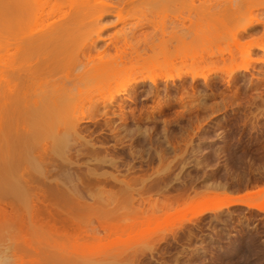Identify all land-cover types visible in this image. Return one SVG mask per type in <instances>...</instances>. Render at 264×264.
Returning a JSON list of instances; mask_svg holds the SVG:
<instances>
[{
	"label": "rangeland",
	"instance_id": "obj_1",
	"mask_svg": "<svg viewBox=\"0 0 264 264\" xmlns=\"http://www.w3.org/2000/svg\"><path fill=\"white\" fill-rule=\"evenodd\" d=\"M112 1L117 0H91V6L86 7L83 0H59L57 7L62 8V12H56L66 17H73L79 10L87 13L82 19L84 25L77 26L78 32L64 39L66 54L73 53L87 41L93 28L86 30L85 24L100 20L92 34L100 35L99 51L118 38L122 45L125 33L130 42L127 52L137 50L142 57L141 63L153 60L144 70L122 74L110 86L114 95L117 89L139 75L164 74L169 69L164 65L165 58L174 53L187 52L189 60L187 67L179 66V70H171V74L191 72L200 77L206 75L209 79L207 82L202 77L176 80V85L182 88L168 81L173 93L184 100L182 103L173 100L175 107L161 116L157 114L156 121L140 120L142 129H149L151 139L138 144L135 143L136 134L129 136L121 130L114 138L112 133L106 129L101 131L95 123H83L80 131L95 149L92 151L89 147V150L80 151V156L75 152L70 156L74 163L71 172L83 190L80 195H75L77 204L71 203L70 209L77 214L85 229L97 227L99 223L127 228L139 217L140 211L151 214L152 209L164 207L168 210L165 209L164 215L160 213L157 221L152 220L148 226L99 242L81 244H72L56 236L54 240L58 241L53 243L51 238L48 242L51 231L47 227L34 225L27 219L28 227L19 229L18 220L0 212V264L4 257L10 258V264L109 262L118 257V261L124 264H264V0H133L124 6L126 10L121 20L108 15L111 9L100 10V2ZM2 6L0 0V13ZM54 13H47L43 23L38 25L43 24L40 27L30 25L31 28L26 30L37 31L62 19L61 15ZM9 16L7 23H13ZM7 23L6 26L10 22ZM182 24L190 28L186 36L181 34ZM4 28L7 29L0 14V82L4 59L18 66L27 58L14 49L10 56L4 57L1 40ZM19 28L15 25L17 33ZM254 45L261 46V49L249 50ZM99 51L93 52L94 58L103 56L108 62L118 60L120 55L112 45L104 55H99ZM249 63L248 70H236ZM163 81H160L162 92ZM189 84L193 86L189 87ZM120 98H125V94ZM141 99L137 105H131L137 113L143 105L142 109L151 110L153 102ZM16 100L7 102L10 108L17 104ZM101 100L96 98L92 103L75 105L69 111L89 114L94 104ZM100 108L102 113L101 105ZM55 117L51 120L44 118L48 122L42 125L60 122V117ZM63 117L66 120V114ZM2 118L0 189L4 178L2 159L7 149L10 154L19 153L18 157L25 161L27 156L23 148L54 142L52 132L37 122V115L28 114L20 120L29 134L23 146L7 124L9 120L14 123L17 120L9 116ZM164 120L168 122L166 126ZM103 122L101 119L100 125ZM128 123L129 129L135 128L131 117ZM114 124L119 128L120 120L115 118ZM82 144L78 141L77 149H81ZM132 146L135 150H142V158L131 157ZM156 152L161 154L160 159ZM147 158L154 159L143 162ZM112 161L115 164L112 165ZM32 162V159L25 161V167L32 168ZM131 166L134 168L128 172ZM62 170V173L67 172L64 168ZM57 172L51 179L60 174ZM91 173L112 174L120 183L102 188L89 182L95 178ZM61 176L59 179L63 182L64 175ZM157 180L168 189H149L148 186ZM85 185H90L89 190ZM219 185H226L229 190ZM235 189L243 190V195L259 190L253 201L263 210L232 205L216 213H207L194 223L169 233L177 222L192 216L201 207L211 205L210 200L216 194L229 192L235 195ZM21 206L27 214L32 210L31 201L22 202ZM0 207H4L1 201ZM60 207L64 212L68 210L65 206Z\"/></svg>",
	"mask_w": 264,
	"mask_h": 264
},
{
	"label": "bare ground",
	"instance_id": "obj_2",
	"mask_svg": "<svg viewBox=\"0 0 264 264\" xmlns=\"http://www.w3.org/2000/svg\"><path fill=\"white\" fill-rule=\"evenodd\" d=\"M58 1L2 0L3 6L0 14L4 20L5 27H7V29L4 28L5 31L1 35V40L4 43V57L10 56L11 50L14 49L19 50L27 58L22 60L23 62L18 66L11 63L10 60L4 59L2 65V80L0 82V106L2 110L0 111V132L3 126L2 116L15 118L17 120L15 123L8 119V128L10 132L13 130L15 133L14 137L23 146L27 137H29L25 124L20 121L25 115H37V118L39 117L37 122H41L40 125H42L48 122V119L46 121L44 118L51 120L58 114V116L60 115V122L57 121L58 123L56 124L54 121L53 124L47 123L46 126L42 125L44 129H49L52 132L53 143L49 142L40 147L28 146L23 148L24 154L28 157H25V161L28 159H32L33 161L32 168L25 167L24 159L18 157L19 153L13 155L14 153L10 154L7 149L6 155H3V165L1 166V172L4 174V178L3 185L0 189V201L4 207H0V212L10 214L18 220L20 225L17 228L19 229L28 227L26 223L27 219H30L34 225L47 227L51 231V236L49 235V238H47L49 239L48 242L51 238L54 241L53 243L58 241L54 240L56 236L72 244L95 243L110 239L115 235L126 234L132 230H136L138 227L148 226L152 220L155 221L156 219L157 221V217H160L164 210L166 209L165 211H167L168 209L164 207L158 210L150 209L151 214H146L145 210H143L144 212L140 211L139 217L127 228L99 223L97 227L85 229L77 214L70 209L71 203L77 204L75 203L76 196L83 193V190L79 188L80 182L76 183V179L71 172L74 163L70 156L72 152H75L76 156H80L82 154L80 151L89 150V147H91L92 151L95 149L94 145L90 141L85 140L82 135L80 131L82 124L95 123L101 131H105L106 129L109 133H112L114 138L120 135L121 130L125 131L129 136L136 134L135 143L137 144L142 142V140L151 139L149 129H142L141 121H156L157 114L161 116L166 111H170L175 107L173 100L180 103L184 100L183 97H179V95L177 97L174 94L175 92L173 93L172 86L170 87L168 85V81H172V84L176 85V80L183 81L186 77H191L194 80L200 76L191 74V72L171 74V70H179L177 69L179 66L187 67V61L189 60L187 52L183 54L174 53V55L165 58L164 65L169 69L164 74L152 76L139 75L131 79L126 85L117 89L114 95L110 91V86L120 79L122 74L144 70L147 68V64L152 63L153 60L149 59L141 63L142 57L137 50L127 52L126 48L130 42L127 40L128 34L125 33H123L122 37L125 42L122 45H120L121 39L119 38L111 44L114 49L120 51L118 60L108 62L103 59V56L101 58H94L93 52L99 51L98 41L100 40V35L96 34L92 36V34L94 29L99 26L100 20H95L90 25L85 24L84 27L86 30L93 28L92 32L90 31V34L87 36V41L73 53L66 54V41L64 39L78 32L79 28L77 26L78 24L84 25L82 19L87 13L86 11L79 10L73 17L63 16V13L56 12H62V8L57 7ZM132 1L117 0L108 3L100 2V10L106 11L111 9L108 15H115L121 20L126 10L124 6ZM90 2L91 0H83V4L86 7L91 6ZM54 12L56 14L58 13V16L61 15L62 19L49 23L47 26H42L43 28L37 31H34V29L33 31L32 29L29 30L30 32L26 30L27 28H31L30 25H34L35 28L40 27L43 24L38 25L43 21L46 14H53ZM8 16L10 17L9 19L14 20L13 23L12 21H8L10 25L7 23ZM51 17L55 18V16ZM53 18H51V21ZM6 23L8 26H6ZM15 25L18 28L21 27L18 33ZM189 29V27H185L182 24L181 34L186 36ZM22 30L26 31L22 32L23 35L21 34ZM111 45H106L102 48L99 51L101 53L99 55H104L110 49ZM253 48L261 49V46L254 45L249 50ZM48 50L51 51L50 54ZM118 61L121 66L118 64ZM201 61L204 60L201 59ZM128 64L130 66L127 67ZM250 67L251 63L236 70H248ZM227 76L229 77L230 75L228 74ZM201 77L206 82L209 79L206 75H202ZM159 80L165 82L164 92L161 91ZM191 85L189 84L188 86L190 87ZM104 89H107V93L106 91L104 93ZM183 89L179 90L183 92ZM185 90L184 93L186 92ZM178 93L176 92V94ZM105 94H108V96H105ZM122 94H125V98H120ZM96 98H102V100L100 103L94 104V109L89 114L69 111V108L75 105H82L86 102L92 103ZM139 98L143 101L151 100L153 102L151 110L142 109L144 107L143 105L140 111H138L139 113H137L136 108H133L131 105H137ZM14 99L18 100H16L17 104H13L10 108L7 102ZM100 105L103 108L102 113H100ZM61 114H66V120ZM129 115L135 125L133 129H129ZM180 115L183 116V114ZM115 118L120 120L119 128L114 124ZM101 119L104 120L102 125L99 123ZM163 122L165 126L168 124L165 120ZM78 141L83 142L81 149H77ZM14 148H16V145ZM129 153L134 159L142 158L143 156L142 150H135L134 146H132ZM156 156L159 159L161 158L159 152H156ZM153 159L147 158L143 162L148 163ZM111 163L112 165L115 164L113 161ZM62 168L67 172L62 173ZM133 168L134 166H131L128 172ZM55 171H59L57 173L60 174L51 179ZM61 175H64L63 182L59 179L62 177ZM91 175L95 176V178L94 180H89V182L95 185H101L102 188L108 186L115 187L118 182L120 183L114 175L109 173L100 175L91 173ZM160 183L157 180L148 187L149 189L162 191L168 189V186L162 187ZM89 186L85 185L87 190H89ZM219 187L228 189L226 185H219ZM259 193L260 191L257 190L255 192H248L242 196L232 195L229 192L221 195L216 194V197L210 200L212 202L211 205L203 206L192 216L183 218L170 229L169 233L182 229L186 224L194 223V221L207 213H216L232 205H242L249 209L263 210L253 201L254 195ZM25 201H31L32 203V210L29 214L25 213L21 206V203H25ZM60 205L67 207L68 210L66 212L62 211ZM48 242L47 244H49ZM4 258L2 264H10V258ZM118 258H114V260L109 262L86 261L84 263H70L124 264L119 262ZM8 261L9 263H7ZM31 263L39 264L38 261Z\"/></svg>",
	"mask_w": 264,
	"mask_h": 264
},
{
	"label": "crops",
	"instance_id": "obj_3",
	"mask_svg": "<svg viewBox=\"0 0 264 264\" xmlns=\"http://www.w3.org/2000/svg\"><path fill=\"white\" fill-rule=\"evenodd\" d=\"M234 194H235V195L242 196V195L244 194V191L241 190V189H239V190H238V189H235V190H234Z\"/></svg>",
	"mask_w": 264,
	"mask_h": 264
}]
</instances>
